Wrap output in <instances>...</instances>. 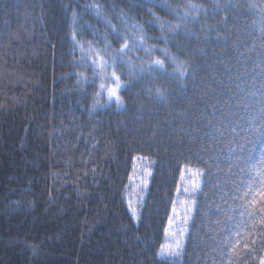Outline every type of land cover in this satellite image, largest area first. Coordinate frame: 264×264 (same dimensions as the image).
I'll list each match as a JSON object with an SVG mask.
<instances>
[{"label": "trees", "instance_id": "obj_1", "mask_svg": "<svg viewBox=\"0 0 264 264\" xmlns=\"http://www.w3.org/2000/svg\"><path fill=\"white\" fill-rule=\"evenodd\" d=\"M167 2L207 9L192 11L198 22L187 25L199 39L180 37L179 47L159 40L150 12L179 21L146 0H0V264H259L264 258L259 221L241 216L232 195L247 177L230 164L232 149L251 153L243 166L254 174L264 146V121L248 124L264 105V0H220L225 10H213V0ZM89 5H99L101 16ZM105 20L118 32L140 25L152 37L147 45L189 61L194 75L181 81L153 74L120 93L123 108L107 103L97 96L102 81L91 82L85 63L95 57L87 45L73 51L72 40L76 30L78 41L99 51L106 36L109 52L118 50L123 40ZM128 58L139 64L164 56L137 50ZM165 67L172 72L175 65L165 61ZM83 77L90 82L79 83ZM238 121L244 127L233 132ZM144 158L151 176L134 218L129 192ZM189 169L206 173L199 177L202 192L193 196L181 255L161 257Z\"/></svg>", "mask_w": 264, "mask_h": 264}, {"label": "snow or ice", "instance_id": "obj_2", "mask_svg": "<svg viewBox=\"0 0 264 264\" xmlns=\"http://www.w3.org/2000/svg\"><path fill=\"white\" fill-rule=\"evenodd\" d=\"M147 3H151L162 10H165L169 14H172L176 17L179 23H170L167 20H162L160 17L156 16L154 13L150 14L153 16V20L151 24L158 28L161 35L158 37L159 40L163 41L166 45L169 43L176 44L179 47L178 40L180 37L192 38L196 36V34L192 33L190 29H188L187 25L190 23H197L198 17L191 15L192 11L199 12H207V9L203 7V5H194L192 3H188L186 9L182 10L178 6H173L167 2V0H146ZM89 10H93L97 17L101 16V8L99 5H89ZM228 7L226 4H221L220 0H213V10H225ZM105 23L109 24L112 29V35L117 40H123L120 48L118 50H112L111 44L107 40V37L104 38L105 48L103 50H96L93 48L92 44L88 41L80 42L77 40L78 32L76 30L72 33L73 40V51L77 49L83 51L85 45H87L89 50V55L94 56L95 59L88 60L85 58V63H87L88 67L92 69L93 78L92 83L94 84L96 79L101 80L102 82L99 84L100 91L97 93V96H106L107 103H115L118 108H123V101L120 93L124 90H128L134 87V82H138L139 80L150 77L153 74H159L161 76L167 77H175L181 81L184 80L187 76H193L194 72H190L189 68L191 67L189 61H180L178 56H173L169 54L168 48H156L155 46L147 45V40L152 39V37H147L144 33L143 28L138 24L131 25V29L126 28L124 32H118L115 26H112L110 21L105 20ZM124 21H122V24ZM73 24L77 25L78 21L73 15ZM87 27L91 28L90 25ZM261 33L264 34V27L260 29ZM199 39L198 36H196ZM137 50H142L147 56L151 57L153 53L160 52L163 54L164 59L155 58L150 60V62L140 61L139 64L134 63L128 57L130 53H133ZM203 53V49H197ZM108 56V59L104 57ZM140 60L139 57H137ZM165 61L168 62L169 65H175V68L172 72H168L165 67ZM126 68L127 71H122L121 69ZM122 76L127 78V82L122 80ZM82 84L89 83V78L83 77L78 81ZM151 95V91H149ZM156 96L161 99L165 98L166 93L161 89H156ZM225 106L230 108L229 102L225 100ZM251 107V106H249ZM258 115H253L248 119V124L251 125L256 120L264 121V105H261L258 108ZM234 116L235 113H232ZM244 123L238 121L237 124L232 128L233 132L236 131L237 128H243ZM221 136L224 135L223 132L220 133ZM238 147L241 152L244 150V145L242 143H238ZM204 151V150H202ZM233 155L236 156L235 161H230V164L235 166L241 176H246V179H241L239 184H234L235 191L232 193L234 199H238L241 202V207L243 211L240 212L241 216H246L251 220H258L261 225V230L264 231V146L261 148L260 156L258 158L257 166L255 167L254 174H249L247 169L243 166L249 161H252L251 153L248 154L247 157H244L240 154H237L235 149L231 150ZM203 162V161H202ZM215 165V161L213 160L211 164L206 165V167H211ZM145 174L147 176H151V172L147 169H144ZM191 173L192 177H202L205 176L206 173L203 170H188ZM229 175H233L232 167L228 170ZM146 187V182H145ZM178 193L180 189H177ZM184 193H196L202 192V188L199 186V182L194 180L191 188L185 187L183 189ZM229 195V193H225V198ZM192 206H195L196 202L193 200L191 202ZM131 208V204L129 205ZM133 217H136V211L134 208L131 209ZM173 212H175V208H173ZM192 212V207H185L184 209V224L187 225L188 219ZM169 225L173 224V220L169 217ZM255 227V225L253 226ZM167 231V230H166ZM187 231V228L177 229V232L182 237L184 233ZM231 244V240L228 241ZM254 244L255 241L253 240ZM239 244V240L237 241ZM236 245H233L235 247ZM243 247L245 249L249 248L248 243H244ZM182 252V241L177 239L175 241V245H162L161 246V256L167 257H178ZM259 264H264V258H261Z\"/></svg>", "mask_w": 264, "mask_h": 264}, {"label": "rangeland", "instance_id": "obj_3", "mask_svg": "<svg viewBox=\"0 0 264 264\" xmlns=\"http://www.w3.org/2000/svg\"><path fill=\"white\" fill-rule=\"evenodd\" d=\"M144 169H147L148 171L151 172V163L148 159H145V158L140 159L136 163V173L131 181V191L129 192L131 209L132 208L135 209L136 215L138 211V206L140 205V198L143 197L141 195L146 190L147 185H148V180L150 177L145 174ZM184 175H185V178L182 182L183 187L181 188L180 193H179V198H178L175 212H173L172 214L173 224L171 226L169 225V231H168V235L166 238V244H165V245L174 246L175 241L177 239H180L182 241V250H183V246L185 244V241L188 235L189 220L194 211L193 210L194 206H192L191 202L193 201V196L195 195V193L186 194L184 193L183 189L185 187H188L190 189L194 180L199 182V177H192L191 173L188 170L185 171ZM145 182H146V187H145ZM189 206L192 207V212L188 219L187 225H185L183 222L184 221V209L185 207H189ZM184 228H187V231L181 237L179 233L177 232V229H184ZM161 257H167V256H161Z\"/></svg>", "mask_w": 264, "mask_h": 264}]
</instances>
